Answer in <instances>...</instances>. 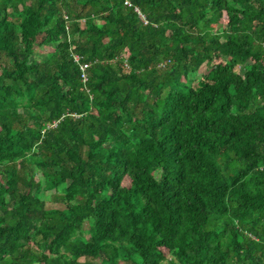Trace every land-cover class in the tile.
I'll list each match as a JSON object with an SVG mask.
<instances>
[{
  "label": "trees",
  "instance_id": "obj_1",
  "mask_svg": "<svg viewBox=\"0 0 264 264\" xmlns=\"http://www.w3.org/2000/svg\"><path fill=\"white\" fill-rule=\"evenodd\" d=\"M129 1L0 0V264H264V0Z\"/></svg>",
  "mask_w": 264,
  "mask_h": 264
},
{
  "label": "built area",
  "instance_id": "obj_2",
  "mask_svg": "<svg viewBox=\"0 0 264 264\" xmlns=\"http://www.w3.org/2000/svg\"><path fill=\"white\" fill-rule=\"evenodd\" d=\"M125 4L131 6V3L129 0H125ZM135 10L139 13L141 19L144 21V23H148L146 17L144 16V14L140 11L139 8H135ZM75 60L77 62H80V57L79 56H75L74 57ZM91 63L90 62H85V63H81L80 62V69H81V78L84 82H86L88 80V76H87V70L90 68Z\"/></svg>",
  "mask_w": 264,
  "mask_h": 264
},
{
  "label": "rangeland",
  "instance_id": "obj_3",
  "mask_svg": "<svg viewBox=\"0 0 264 264\" xmlns=\"http://www.w3.org/2000/svg\"><path fill=\"white\" fill-rule=\"evenodd\" d=\"M54 47H55V46H52V48H54ZM50 50H52V49H51V48H48L47 50H44V49L42 50V48H38V49H36V52H35V54H34V56H33L32 59H36V58H38L39 55H43V58H46V57H47L46 54H42V52L44 53V52H47V51H50ZM205 70H206V68L203 66V67L200 69L199 73H202V72L205 71ZM51 194H52V192H48V193H47V197H46V200H47V207L58 206L57 203L51 201ZM85 228L88 230V229H89V224H86ZM164 264H165V263H164Z\"/></svg>",
  "mask_w": 264,
  "mask_h": 264
}]
</instances>
